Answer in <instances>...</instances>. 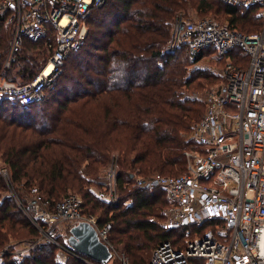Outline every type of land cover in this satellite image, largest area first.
I'll return each instance as SVG.
<instances>
[{"label": "trees", "instance_id": "16d2710c", "mask_svg": "<svg viewBox=\"0 0 264 264\" xmlns=\"http://www.w3.org/2000/svg\"><path fill=\"white\" fill-rule=\"evenodd\" d=\"M192 5L201 15L221 11L230 30L246 35L264 25L259 6L239 8L219 0H107L91 12L83 48L45 89L47 96L30 104L0 103V224L8 221L14 232L27 221L36 236L13 199L2 196L9 191L1 174L7 169L11 187L25 205L33 189L50 209L68 192L82 195L83 214L95 217L99 227L111 225L109 241L130 264H149L153 250L164 242L185 245L184 231L160 225L167 220L165 193L133 183L136 177L184 174L185 152L196 148L189 136L204 117L206 104L194 94L218 76L194 65L211 53L219 55L214 48L199 53L188 46L168 50L172 21ZM12 31L0 16V76L25 85L44 67L48 51L44 42L24 40L11 68H17L14 76L5 72ZM226 59L244 69L249 56L234 48L219 60ZM112 162L117 168V205L100 203L94 191L104 188L102 174ZM73 226L62 229L58 242L61 236L68 240ZM7 240L0 234V246ZM37 248L22 262L0 264H62L55 260V246ZM64 264L84 263L69 256Z\"/></svg>", "mask_w": 264, "mask_h": 264}, {"label": "built area", "instance_id": "2783aa9c", "mask_svg": "<svg viewBox=\"0 0 264 264\" xmlns=\"http://www.w3.org/2000/svg\"><path fill=\"white\" fill-rule=\"evenodd\" d=\"M106 1L0 0V16L13 28L2 69L11 70L24 40L44 42L49 52L48 61L28 84L17 85L0 76V103L39 100L60 75L67 58L83 48L87 20ZM219 1L233 7L259 6L264 16V0ZM184 15L178 14L170 25L169 51L181 46L194 53L214 48L220 57L238 48L249 61L241 69L226 59L222 81L206 95L204 117L190 133L196 148L185 152L186 172L134 180V186L165 193L167 220L160 225L164 230L184 231L187 237L184 246L159 244L149 264H192L199 260L205 264H264V25L261 31L246 35L213 19L188 20ZM1 174L10 187L7 169ZM104 179L97 198L117 205V168L113 162ZM32 194L26 205L19 199L16 205L40 235L36 246H55L60 262L71 256L94 264L73 251L66 238L64 244L57 240L65 226L88 222L108 247L109 262L130 264L109 241L111 225L99 227L93 217L83 214L80 196L68 194L50 209L36 189ZM206 224L209 228L204 232L197 229Z\"/></svg>", "mask_w": 264, "mask_h": 264}, {"label": "rangeland", "instance_id": "374dc122", "mask_svg": "<svg viewBox=\"0 0 264 264\" xmlns=\"http://www.w3.org/2000/svg\"><path fill=\"white\" fill-rule=\"evenodd\" d=\"M239 8H241V7H239ZM242 8H245V7H242ZM183 14H185L184 17L186 19H188V20L206 19L207 18V19H213V20H215V21H217V22H219L221 24H224V25L228 26L227 17L221 11L220 12H211V13H207L205 15H201V13H199L198 11L193 9V5H192V6L188 7V9L185 12H183ZM259 14L264 19L262 9H260ZM11 39H12V36H11ZM11 39H10V41H11ZM10 41H9V45H10ZM9 45L7 46V49H6V55H7L8 50H9ZM34 53L36 54V52H34ZM6 55H5V57H6ZM74 55H76V54H73V55H71V56H69L67 58L66 62L64 63L65 67H67L69 62H71L73 60V56ZM48 57H49V52H48ZM48 57H47L46 62L48 61ZM40 59L42 61V58H40ZM219 59H220V57H216V56L212 55V53H211L207 59L202 60V61L198 62L196 65H194V68H196V69L205 70V71H208L209 73H212L213 75L218 76L217 82H215L211 86H208L202 93H195L194 94L195 97H198L199 99L205 101L206 95L211 90L215 89L218 85H220V83L222 81L223 69L225 68V62L222 63V60H219ZM43 64H44V62H43ZM16 69L17 68H15L14 70H9V71H11V74L13 76L15 74ZM63 69L65 70V68L64 67L62 68V70H61L62 72H63ZM48 93H49V91H47V92L44 91V96H47ZM2 166H3V164H2V161H1L0 162V167H2ZM108 167H107V169H108ZM8 174H9V171H8ZM102 176L103 177L106 176V170L102 174ZM3 181H4V179H3ZM94 191H95V194L97 196V193H98L99 189L94 187ZM68 194H75V195H78V196H80L82 198V195L74 193V192H68L66 195H68ZM19 195L20 194L17 193L13 189V187H11V186L9 187V191H7V193H3L2 194V196H4V197H9V198L13 199L15 204H17V200L18 199L20 200V196ZM98 201L100 203H105V202H101L100 200H98ZM105 204H107V203H105ZM93 218L96 220L95 217H93ZM26 224H27V221H25L23 223V226H20V225L17 224L16 227H15L16 231H14V232L9 230V222L8 221H5L4 223L0 224L2 226V227L0 226V234L8 236V240H7L6 244H4L3 246H0V263H2L3 261H6V260L7 261H15L17 263L20 262V261L22 262L24 259L29 258L31 255H33V253H35V251L38 249L37 248L38 246H36L35 244H36L37 241H39L40 235H39L38 231H36V230H35L36 231V236L32 235L30 233V230H29L30 228ZM59 238H61L60 241H62V243H64V237L61 236ZM116 249H117L118 252L122 253L126 257V255L123 252H121L118 248H116ZM66 259L64 261L60 262L58 254L56 255V253H55V260L58 263L60 262V263L64 264L66 262ZM112 262L114 264H116V261H111V263ZM108 264H110V262Z\"/></svg>", "mask_w": 264, "mask_h": 264}, {"label": "water", "instance_id": "95a60500", "mask_svg": "<svg viewBox=\"0 0 264 264\" xmlns=\"http://www.w3.org/2000/svg\"><path fill=\"white\" fill-rule=\"evenodd\" d=\"M68 243L79 255L97 264H108L111 259L108 247L99 240L96 230L88 222L71 227Z\"/></svg>", "mask_w": 264, "mask_h": 264}, {"label": "bare ground", "instance_id": "6f19581e", "mask_svg": "<svg viewBox=\"0 0 264 264\" xmlns=\"http://www.w3.org/2000/svg\"><path fill=\"white\" fill-rule=\"evenodd\" d=\"M50 71V67L46 69V73Z\"/></svg>", "mask_w": 264, "mask_h": 264}]
</instances>
